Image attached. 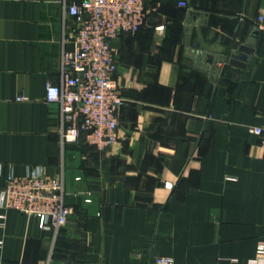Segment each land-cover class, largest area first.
Listing matches in <instances>:
<instances>
[{
  "label": "crops",
  "instance_id": "0c3cea01",
  "mask_svg": "<svg viewBox=\"0 0 264 264\" xmlns=\"http://www.w3.org/2000/svg\"><path fill=\"white\" fill-rule=\"evenodd\" d=\"M79 0H67V3ZM145 0L113 42L117 138L62 145L64 0H0V189L63 173L67 223L0 207V264H249L264 240V0ZM262 15L263 28L258 26ZM248 44L244 65L229 57ZM20 95L24 98L19 99Z\"/></svg>",
  "mask_w": 264,
  "mask_h": 264
},
{
  "label": "built area",
  "instance_id": "2783aa9c",
  "mask_svg": "<svg viewBox=\"0 0 264 264\" xmlns=\"http://www.w3.org/2000/svg\"><path fill=\"white\" fill-rule=\"evenodd\" d=\"M179 3L187 4L184 0ZM64 8L77 27L63 33L62 80L47 83L45 96L59 105L62 145L83 141L103 149L117 138L118 113L124 103L115 78L112 42L121 33H135L147 24L145 0H64ZM262 19L260 15V28ZM249 130L264 147V124L252 125ZM0 207L36 216L40 227L56 233L71 213L65 202L63 173L47 174L42 167L24 174L10 173L6 186L0 189ZM3 216L0 213V218ZM148 264L175 262L171 256L157 255ZM249 264H264V240L259 241Z\"/></svg>",
  "mask_w": 264,
  "mask_h": 264
},
{
  "label": "water",
  "instance_id": "95a60500",
  "mask_svg": "<svg viewBox=\"0 0 264 264\" xmlns=\"http://www.w3.org/2000/svg\"><path fill=\"white\" fill-rule=\"evenodd\" d=\"M253 51V47L248 44H243L239 47L238 53L229 57V61L233 64L244 65L248 56V52Z\"/></svg>",
  "mask_w": 264,
  "mask_h": 264
}]
</instances>
